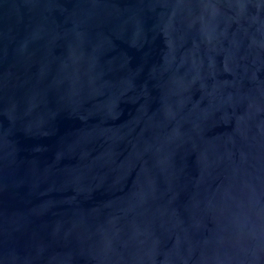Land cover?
<instances>
[{
	"label": "water",
	"instance_id": "95a60500",
	"mask_svg": "<svg viewBox=\"0 0 264 264\" xmlns=\"http://www.w3.org/2000/svg\"><path fill=\"white\" fill-rule=\"evenodd\" d=\"M0 264H264V0H0Z\"/></svg>",
	"mask_w": 264,
	"mask_h": 264
}]
</instances>
